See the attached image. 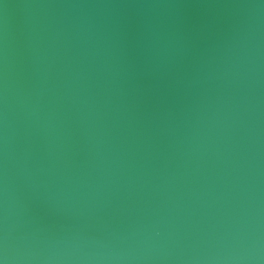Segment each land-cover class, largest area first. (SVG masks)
Returning <instances> with one entry per match:
<instances>
[{
    "label": "water",
    "instance_id": "water-1",
    "mask_svg": "<svg viewBox=\"0 0 264 264\" xmlns=\"http://www.w3.org/2000/svg\"><path fill=\"white\" fill-rule=\"evenodd\" d=\"M0 264H264V0H0Z\"/></svg>",
    "mask_w": 264,
    "mask_h": 264
}]
</instances>
